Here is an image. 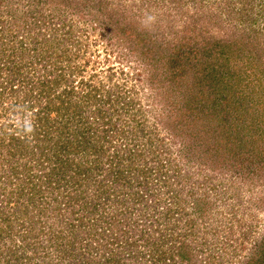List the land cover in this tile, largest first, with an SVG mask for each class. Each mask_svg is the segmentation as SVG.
<instances>
[{
	"label": "rangeland",
	"instance_id": "rangeland-1",
	"mask_svg": "<svg viewBox=\"0 0 264 264\" xmlns=\"http://www.w3.org/2000/svg\"><path fill=\"white\" fill-rule=\"evenodd\" d=\"M252 4L251 17L241 21L237 17L243 7L241 0H0V87L5 85L2 97L5 106L14 103L12 86L5 84L14 74L12 65L36 77L48 67L51 69L58 53L62 57L59 68L65 70L76 85L77 72L84 66L85 78L93 74V82H100L101 86L112 88L113 94L121 92L132 100L129 110L123 108L119 118L113 117L116 126L113 131L118 127V133L108 132L104 142L106 153L87 164L90 175L86 179L79 180L75 173L77 165L83 163L76 153L62 152V159L70 162L64 167L69 171L67 174L56 171V176L48 177L53 165L44 157V161L39 162L37 152L31 160L27 156L7 157L0 150V264H71L73 253L68 251L67 239L58 244L56 236L69 232L73 222L78 223L79 234L78 238H69L76 249L87 254V243H93L94 249V242L101 243L104 237L114 235L115 242L108 241L106 250L122 256L126 238L139 234L129 231L132 225H140L144 220V214H139L141 203H135L139 207L131 206L135 193L145 194L140 199L142 202L147 199L151 204L156 199V203L165 206L172 202L167 191L173 188L179 191L176 200L197 197L207 200L202 217L188 213L191 207L187 205L185 212H178L184 215L182 220L172 221L169 228L163 227L164 232L183 237L190 247L194 245L198 253L196 260L185 257L176 259L173 264H242L246 261L252 241L264 235V166L256 169L260 166L240 163L229 152L225 159L221 158L223 171H219L218 159L208 155L211 153L207 147L192 145L188 152L184 147L186 143L174 133L171 124L177 125V110L191 107L199 110L200 104L190 98L186 89L194 91L195 88L196 94L198 91V95L202 93L205 97L210 78L202 79L201 72L194 77L192 73L191 76L177 74L178 84H175L169 76L176 72H172L173 69L180 67L207 73L204 66L210 62L208 56L200 65L196 60L201 58V53H212L214 48L220 50L214 45L218 38L233 37L239 47L250 34L264 46V0H252ZM45 40L50 44L47 55L35 51L38 49L31 50L34 45H43ZM261 53L259 51V55ZM172 58L176 59V66ZM214 60L219 63V59ZM255 61L251 60L248 67L251 75L258 74V70L264 72V61L260 65ZM238 62L241 63L233 59V63ZM218 72H222V68ZM222 82L219 79L216 87ZM254 82L249 87L255 92L259 90L257 94H260L254 95V99L264 105V80ZM247 99L250 100L249 96ZM123 101L124 98L113 102L115 108H122ZM246 101L230 100L235 105L240 102L242 110ZM133 113L145 128L144 135L151 138L148 144L141 139V132L140 135L131 133L123 122ZM223 120L233 125L237 121L232 117H223ZM209 123L218 126L217 121L210 119ZM230 131L217 135L225 139ZM256 137V143L264 144L263 132L256 133ZM239 138L243 139L240 135ZM134 163L138 166L134 170L143 168V174L134 176L133 170L130 172ZM118 171L125 173L121 176ZM71 177L78 179L77 185L82 186L78 187ZM164 178L169 179L168 184L163 182ZM31 182L43 184V191L35 192L32 199ZM99 184L108 188L111 200H106L108 193L98 198L91 194ZM119 186L124 190L120 191ZM114 187L117 192L112 191ZM90 199L105 203L103 217L96 224V214L91 213V205L86 202ZM148 212L151 214L152 210ZM187 218L193 219L196 225L186 226ZM107 221H114L116 226ZM102 232L106 233L103 238ZM86 240L88 242L83 243ZM137 245L138 250H144L142 242ZM15 252L17 260L12 259Z\"/></svg>",
	"mask_w": 264,
	"mask_h": 264
},
{
	"label": "trees",
	"instance_id": "trees-1",
	"mask_svg": "<svg viewBox=\"0 0 264 264\" xmlns=\"http://www.w3.org/2000/svg\"><path fill=\"white\" fill-rule=\"evenodd\" d=\"M241 1L243 7L238 12V20L248 21L247 19L252 15V0ZM249 35L246 40L243 39V44H239V47L233 37L226 40L218 38L214 45H216L217 48L220 47V50L215 51L213 47L212 53H201V58H197L196 64L198 63L200 65L203 59L208 56L210 62L204 66L206 67L207 73L203 74L202 71L180 67L177 68V70L173 69L172 72H176L172 73V76H169L171 81L175 84H178V81H176L178 77L177 74L191 76L192 73L194 77V75L201 72L202 79L203 77L210 78V82L207 85L208 95L205 97L202 93L198 95V91L196 94L193 83L192 87L194 91L192 89H186L190 98L200 104L198 106L199 110L197 111L193 107H191L190 110H177V125L171 124V128L174 133L181 136L184 143H186V146L184 145L186 150L192 145L197 146L200 144L210 149L212 155H208L213 158L217 157V165L220 166L219 171H223V167L220 163L224 160L221 158L224 157L225 159V155L229 152H231V157H236L240 163L247 162L249 166H260V168L258 167L256 169H261V167L264 166V144L256 143L255 141L257 138L256 133H264V109L262 108L264 105L261 104L260 100L254 99V95H260L257 94L259 90L255 92V89H250L255 83L254 81L264 80V72L258 70V74L253 75L252 73L251 75L252 70L248 68L251 60H256L255 63L259 65L262 60L264 61V46L259 43L255 35ZM49 48L50 44L45 40L43 45H34L31 50L34 51L38 49L35 51L39 53L45 52V55H47L48 50H50ZM20 49L22 53L25 52V49ZM259 51H262L260 55ZM216 54H218V56H215ZM211 57H213L212 61ZM214 58L219 59V63H217ZM233 59L241 61V63L239 64L238 62V64H235L233 63ZM172 60L174 61L173 66H176V59L172 58ZM222 60H225V62ZM61 61V53H58L51 69L48 67L47 70H44L42 75L39 74L36 77H31L25 73V70L21 72L18 66L12 65L14 74L5 82V84L12 86L10 90L14 95V103L11 106H5L3 104L2 97H4L5 85L0 87V150L6 153L7 157L18 155V158H20L27 156L31 158V160L34 159V155H36L35 152H37L38 156L36 155V159H38L39 162H43L44 157V159L50 160V164L53 165L48 177L56 176L54 174L58 173L56 171L64 173V175L67 174L69 171L65 170L64 167L68 166L70 162L67 158L62 159V152L65 154L76 153L80 156L79 159H81L83 163L77 165L75 173L79 176V180L86 179L90 175V166L87 164L94 162V158H101L102 155L106 153L104 142L109 136L108 132L118 133V127L117 131H113L116 129L113 117L116 116V118H119L122 114L120 111L123 108L129 110V107L132 105V100L127 99L121 92L116 91L118 94H113L111 92L112 88L101 86L100 82H93V74H91L88 79L85 78L83 76L84 69H82L84 66H81L77 72L79 80L77 82L78 85H76L74 79L70 78L65 70L59 68ZM226 66H228V68ZM221 68L222 72H218V69L221 71ZM135 75L139 77V74ZM254 76L257 77L253 78ZM219 79L223 82L220 86L216 87V83H218ZM156 80L158 79L156 78ZM227 93H230L229 96ZM248 96L250 100L247 99ZM122 98H124V101L121 103L123 107L119 109L115 108L116 106L113 102H119ZM234 99L237 101L247 100V104L244 105L245 110H242L240 102H238L237 105L230 102V100ZM208 102H211V105H208ZM198 112H200L201 115H198ZM234 113H236V115ZM201 117H203V120H199ZM223 117L229 119L232 117L237 121L233 125L232 123L225 122ZM210 119L217 121L218 126L216 127L217 123H209ZM114 121H116V119H114ZM123 122L130 127L131 133L140 135L141 132L142 135H140V137L141 139H145V144L151 141L150 136L146 137V135H144L145 128L140 124L135 113L128 114L127 119H124ZM238 123H240V125L237 128ZM229 129H231L230 134L225 135V139L224 136L223 138L222 136L218 137V133L221 132V134L224 135V132ZM251 134L252 136H250ZM239 135L242 136L243 139L239 138ZM227 147L231 149H227ZM132 155L136 158V153ZM232 165H234V162ZM24 166H26V163ZM135 166V163L134 166H130V172L133 170L132 173H134V176H136V174L137 176L143 174V168L135 171L134 169L138 167L136 166L135 168ZM224 166H226V164ZM59 167H61V169ZM117 173L122 176L125 171H118ZM119 178L122 180V177ZM74 179L75 178L71 177V180L77 185L78 179ZM59 182L60 180H58V183ZM163 182L168 184L169 179L164 178ZM31 184H33L30 190L32 199L36 195L34 194L35 192L38 194L41 193L43 184L40 185L32 182ZM145 185L148 186L147 184ZM77 186L81 187L82 185L79 184ZM115 189L116 187H114L112 191L117 192ZM118 189L120 191L124 190L121 186H119ZM167 192L170 193V200L172 202L169 201L165 206H160L159 203H156V199L151 203L152 205L148 204L147 199L142 202L140 199L143 198L145 194L140 195L138 192L135 193L136 196L133 197V204L131 206L139 207L135 203H141L143 210L140 209L139 214H144V220L140 225H132L133 229L129 231L139 234H137L135 238H126V246L122 249V253H124L122 256L121 254L118 255V253L115 254L113 251L108 252L106 250L109 249L108 241L115 242L117 237L114 235L104 237L106 234L104 233L105 231L102 232V238L104 237V239H102L101 243L99 241H97V243L94 242L95 251L91 247L93 243H87V254L76 249L75 244H73L69 238L72 237L75 239L79 234L78 223L75 222L70 224L69 230H67L69 231L67 233H71V236L66 232L64 234L61 232L60 235L56 236V241L60 244L62 240L65 238L67 239L68 251L73 253L70 260L72 261L71 264H173L176 259L183 260L185 257L188 259L195 257L196 260L198 253L194 251V245L190 247V244H188L183 237H179L178 235L175 236L172 232H164L163 227L169 228L172 221L178 222L182 220L184 215L178 212H185L187 205L191 207V212L188 213H194V216L202 217V214L206 212L207 209V200L201 197L193 198V200H176L175 197L179 192L176 188ZM107 193L108 188L103 184H99L91 194H94V197L98 198L100 195ZM118 194L120 193H116L117 197ZM190 195L194 197L192 193H190ZM111 196L112 195L108 193V198L105 199L111 200ZM122 201L124 204L125 200ZM149 201L151 202L152 200ZM86 202L88 206L91 205V213L96 214L94 224H96L97 221H101L100 219L104 214L103 205H105V203L100 204L99 201L93 199L86 200ZM178 204H181V206H178ZM88 206L86 209H88ZM41 207L43 208V206ZM26 210L27 208H25V211ZM148 210H152V213L150 214ZM98 211H100V213H98ZM123 218H126V214L123 215ZM79 219H82V217L79 216ZM77 221L79 222V220ZM184 221L186 226L194 227V225H196L191 218H187ZM107 223L111 226H116L114 221H107ZM32 232L34 235H38L36 231ZM122 233H124V231H122ZM243 235L245 236V233H243ZM47 238L50 240V237L47 236ZM86 242L88 241L86 240L83 243ZM138 242L143 243L144 250H138ZM21 247H23V245ZM251 247L252 249L245 257L246 261L242 264H264V235L261 239L252 241ZM23 252V254L26 255V251L23 250ZM15 257H18L16 252L12 255V259L17 260ZM129 257L130 259H128ZM33 264L37 263L34 262Z\"/></svg>",
	"mask_w": 264,
	"mask_h": 264
}]
</instances>
